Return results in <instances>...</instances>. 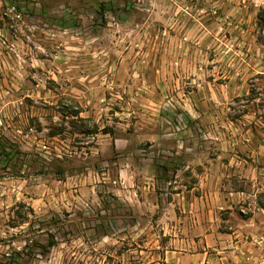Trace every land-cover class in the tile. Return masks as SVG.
Here are the masks:
<instances>
[{"label": "rangeland", "instance_id": "1", "mask_svg": "<svg viewBox=\"0 0 264 264\" xmlns=\"http://www.w3.org/2000/svg\"><path fill=\"white\" fill-rule=\"evenodd\" d=\"M175 50L207 80L242 73L264 57V0H0V264L149 263L155 250L102 228L103 201L97 211L54 207L57 181L111 165L123 134L187 132L184 165H264L262 101L225 103L219 146L200 132L213 122L194 126L197 108L174 104L169 89L158 106L131 102L148 96L155 57ZM160 141L144 157L177 165Z\"/></svg>", "mask_w": 264, "mask_h": 264}, {"label": "crops", "instance_id": "2", "mask_svg": "<svg viewBox=\"0 0 264 264\" xmlns=\"http://www.w3.org/2000/svg\"><path fill=\"white\" fill-rule=\"evenodd\" d=\"M173 52L169 60L155 57L156 70L149 74L153 83L144 88L148 96L130 99L134 105L158 106L164 103L158 91L169 89L174 104L197 108L188 115L189 120H197L190 121L194 126L206 119L213 122L200 132L212 136L216 146L223 137L225 103L243 96L251 105L264 102L263 56L221 82L207 80L200 67L193 72L186 50ZM164 63L171 68L164 69ZM174 64L180 69H174ZM141 110L144 113L137 116L145 122L147 112ZM180 116L188 122L187 114ZM142 133L114 140L118 159L111 165L87 166L86 172L57 181L54 207L97 211L103 201L102 228L123 237L128 234L134 242L155 250L148 264H264V165H184L185 131L160 137L168 138L171 145L161 151L174 156L177 165H153L143 148L148 145L147 155H152L164 141ZM218 150L217 159L223 155ZM49 192L44 189L37 204H44Z\"/></svg>", "mask_w": 264, "mask_h": 264}, {"label": "built area", "instance_id": "3", "mask_svg": "<svg viewBox=\"0 0 264 264\" xmlns=\"http://www.w3.org/2000/svg\"><path fill=\"white\" fill-rule=\"evenodd\" d=\"M10 11H11L14 15H17V17H19V13L17 12V10L15 9L14 6L10 8Z\"/></svg>", "mask_w": 264, "mask_h": 264}, {"label": "trees", "instance_id": "4", "mask_svg": "<svg viewBox=\"0 0 264 264\" xmlns=\"http://www.w3.org/2000/svg\"><path fill=\"white\" fill-rule=\"evenodd\" d=\"M52 246H54V242L53 241H48L47 248H51Z\"/></svg>", "mask_w": 264, "mask_h": 264}]
</instances>
